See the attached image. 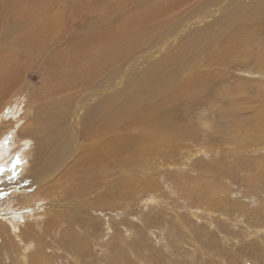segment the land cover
<instances>
[{
  "label": "bare ground",
  "instance_id": "obj_1",
  "mask_svg": "<svg viewBox=\"0 0 264 264\" xmlns=\"http://www.w3.org/2000/svg\"><path fill=\"white\" fill-rule=\"evenodd\" d=\"M30 1L0 0V166L9 149L29 145L37 189L15 205L8 201L26 209L22 213L0 212V264H48V248L75 264H133L125 255L135 264H158L144 256L149 248L142 240L123 244L145 236L173 256L200 260L215 256L218 239L212 240L210 227L220 223L231 230L220 234L225 244L240 243L239 235L264 243V193L255 195L264 189V0ZM40 58L44 71H38L47 77H36L43 81L35 89L21 70ZM239 58L246 62L234 69L250 75L247 64L255 63L259 80L233 86L222 77L219 69L226 76L225 68ZM208 107L227 126L215 130L218 139L204 141L199 131L210 123ZM10 130L16 133L12 144ZM223 146L232 148L227 156ZM133 148L138 151L129 162ZM167 148L180 158L173 170L188 169L171 173L173 179L164 171L154 175L149 165ZM246 152L263 155L248 161L240 155ZM108 166L120 172L105 183L110 177L98 171ZM6 172L0 167L1 175ZM89 173L100 175L95 184L82 182ZM238 174L233 178L244 192L236 200L226 184ZM162 186L183 201L186 219L177 213L172 224L170 212L161 211ZM186 200L195 205L184 206ZM107 214L124 217L111 223ZM66 216L68 228L60 232ZM242 221L241 234L235 228ZM81 225L91 234L103 227V241L113 235L109 239H119V246L112 252L113 240L80 239ZM51 233L69 245L55 241L50 247Z\"/></svg>",
  "mask_w": 264,
  "mask_h": 264
},
{
  "label": "rangeland",
  "instance_id": "obj_2",
  "mask_svg": "<svg viewBox=\"0 0 264 264\" xmlns=\"http://www.w3.org/2000/svg\"><path fill=\"white\" fill-rule=\"evenodd\" d=\"M22 1H23V3H27V4H34V2L30 1V0H25V1L22 0ZM46 2H51L53 4H60V3H62V0L61 1H59V0H46ZM254 42L258 43L257 40H255ZM255 47H257V46H254L253 49L256 50L257 48H255ZM245 62H246L245 59L239 58L236 61H234L233 63H229L228 67L225 68L226 72H227L226 76H224L225 75V71L223 70V68H220L219 70H222L224 72L222 77H230L231 80L229 82L233 86L235 84L241 82V79L246 80L248 83L251 82V79H254L253 77H257V75H258V67H257L258 65H256L255 63L247 64V65H249L247 67L248 71L253 72V74H250V75L247 74V71L246 72H244V71L238 72L237 71L238 69H234L235 63H236V65H238L240 63L245 64ZM40 64H41V58L40 59H36L33 62H31V64H30L31 68H29V66H27L26 69H22L21 70V73L23 75H26V77H28L27 78L28 79L27 83L28 82L32 83L33 84L32 86L35 89H39L40 88V83H41V81H43V78H38L37 79L36 77H47L44 73L41 74V72H39V71H44L43 70V66H41ZM205 69L206 70L209 69L211 71L212 69H215V68L214 67L213 68L206 67ZM254 80H259V79H254ZM254 80H252V81H254ZM263 84H264V82H263ZM249 90L251 91L252 87L248 88L246 91H249ZM226 101L227 100H225V104H226ZM14 105L15 104H13L12 107ZM242 105H249V103L248 104L243 103ZM207 109L209 111V113L207 114V119L209 120L210 123L208 124V127L207 126L206 127H202V130L199 129L200 130L199 133L203 134L201 139L204 140V141L207 140V137H212V136L216 137L215 139H218L220 137V135L217 134L215 132V130L221 128L220 130H221V133H222V130L225 129L226 126H227V124H225L226 119L225 120H221V119H219L217 117H214L210 113L211 112V110H209L210 108L208 107ZM240 111H242V110H240ZM240 117L244 118L243 111H242V114H241ZM214 119H217V120H215L216 123H214ZM194 121L195 120L193 118V122ZM182 122L186 123V121L184 119H182ZM185 123H183V124H185ZM191 124H193V123L191 122ZM16 133H17V129H16ZM16 133H13L12 130H10L8 132V134H11V135H10V139L7 138V140L11 144L16 139ZM197 137L199 138L200 136H197ZM214 145H216V144H214ZM15 146L16 145H14L12 147H15ZM130 148H132V147H130ZM223 148L225 149V151L222 152L223 156L224 155L227 156L228 152H226V150L227 151L228 150H232V148L228 149L229 148L228 146H223ZM29 149H30V146L29 145H24V144H21V145H19L16 148L9 149L7 151L8 155L4 157V159L6 160L5 164L3 163L0 166L1 169H7L8 168V172L3 173L2 175L0 174V205H2V206H0V212L1 213L2 212L9 213V216H11V215L12 216H14V215L17 216L18 214H20V213H22L23 211L26 210V209H20V208L14 206L15 205V201H16V199L18 197L28 195V194H30V193H32V192L37 190V189H35V184H33V181H34L33 177L34 176L31 174V172H29V166H28V165H30V163H29L30 162ZM165 150H167V153L164 156H162L160 158H155L154 157L153 159H150V164H149L150 165V170L153 172L154 175H157L158 173H161L162 171H164V172H167L166 173V178L170 177V178L173 179V176L170 175L171 173H176V175H177V174L182 173L183 171L185 172V171L188 170L186 167L182 168V169L173 170L172 166H174V164L175 165L181 164L180 158L177 157L178 154L176 153L175 149L167 148ZM137 151H138L137 148H133V149H129L128 150V155L130 157L129 162H131V159H133V157L135 156ZM240 155L241 156L244 155L248 159V161H251L252 159L256 158L254 156H262L263 153H261V154H255V153L254 154H248L246 152V153H242ZM12 158H13V161H12ZM229 158H230V161L233 162V158L234 157H230L229 156ZM203 159H205V158H203ZM197 160H199V159H197ZM197 160H194V161H197ZM8 162H10V164ZM7 163H8V166H7ZM183 163L187 164L188 162L184 161ZM129 169L135 170L136 166H129ZM102 171L103 172H99L98 171V173H103V174H101V177L102 176L110 177V179L105 180V183H110L113 180H115V179H113L114 176L116 177L119 174L120 167L114 168V167L108 166L107 170H102ZM177 172H179V173H177ZM150 176H153V175H150ZM235 176L239 177V176H242V174L233 175L232 177H230V180H232V181L234 180L235 182H233L232 186H229L228 184H226V185L228 186V190L232 192L231 194H232L233 198H235L236 200H239V199L243 198L242 194H243L244 191L242 189L241 190L237 189V187L240 188L242 185L240 184V182H237L233 178ZM85 177H84V180L82 181L84 184L85 183H90V182H93L95 184L97 182V179L100 177V175H97V177H96V176H94V175L89 173ZM121 181H122V178L119 179L118 183L119 182L121 183ZM166 187L162 186V190H163L164 194L167 193L166 194L167 196L164 197L162 195L164 198L161 197V198L158 199V200L161 199L159 201L160 204L162 203L161 211L164 210L168 214L170 212L169 220H170V222L172 224L174 223V220L175 221L178 220V218H176L177 213H179V215L182 216L183 219H186L185 218L186 217L185 209L181 210V207H180L181 205H183V201H179V199H176V198H178V196L177 195L176 196L173 195V191H171L172 188H169V187L166 188ZM169 190H170V192H169ZM256 190H257V192L255 193V195H259V192L264 193V189L263 188H261V189L257 188ZM252 193H254V190H252ZM157 195L160 196L161 194L157 193ZM8 201L12 202V203L14 202L13 203L14 205L12 203H8ZM243 202L245 204H249L250 206H253V208L255 206H258V201L256 200V202H255V199H250L248 201L243 199ZM168 203H169V205H168ZM173 204H175V206ZM184 204H185L184 206H186V207H190V206L195 205L193 203L187 202V200L184 201ZM76 205H77L78 210H79L80 206L83 208L82 204H80L79 202H75V206ZM42 208H43V205H42ZM42 208H41V210H43ZM113 209H115V208H113ZM145 210H147V209L144 208V211ZM28 211L29 210H27V212ZM73 211H75V210H73ZM76 212H77V210H76ZM76 214L78 216L81 214L83 217H88L89 216V214L85 213V212H80V213H76ZM91 214L96 216V214H94L92 212H91ZM107 216L105 218L109 219V222L111 221V223L112 222L114 223V218L119 219V218L124 217V216H119L117 218L116 215H113V214H110V215L107 214ZM67 218L69 219L70 216H66L65 218H61V222L63 221V223L61 225L62 229H59L60 232H62L63 230L68 228V222H70L71 218L69 220H67ZM112 218H113V220H112ZM104 219H101V220L104 221ZM242 220H244V218H242ZM180 221H182V220H180ZM184 221L186 222V220H184ZM242 222L243 223H241V224L238 223L240 227H236L235 228L237 233H241L242 234V231H244L242 226H244L245 221H242ZM101 224H103V222H101ZM135 224H137V223H135ZM177 226H179V225H177ZM136 227L137 228L139 227V229H144V227H142L139 224ZM179 227H181V226H179ZM117 228H118L119 231L121 230L120 226H117ZM73 229H75V227ZM139 229H137V230H139ZM178 229H180V228H178ZM227 229H228V224L227 223H226V225H225V223H220V227H217V229H214L213 227H210V231L212 233H213V231L216 232V233L213 234L214 236H213L212 240L216 242V239H218V242H216L217 246L213 250V252H215V256L214 257H212V256L203 257L200 260L191 259L189 257H184V256H180L179 257V255L173 256V250H169V251L167 250L166 251V248H164V249L159 248V245L157 244L156 240L154 238H150L149 236L148 237L145 236L142 239H137V237L136 238L133 237V238H130L128 240L125 239V242H123V244L124 245L127 244L128 241H129V243H131V242L133 243L134 241H135L134 243H136L137 240L138 241L142 240L143 244H145V247L149 248L148 251L144 252V256L145 257H153L155 262H157L158 264H163V262H164V260H166V258H168V259L170 258L169 260H167V262L170 261L171 258H172L171 264H174V263L175 264H243L244 262H245L244 264H264V243L262 241H259V239H261V237L247 238L244 235H239V236H237V238L238 239H242V241L240 243H231V244L230 243H226L225 244L222 241V237H221L220 234L223 233V235H224V234H227V231H228V233H229V231H231V230H227ZM89 230L90 229H88V227H87V229H85L84 226L81 225V227L77 228L76 233L78 232V235H80V239H93L94 238L95 240L97 239L96 241L99 244H101V245H103L102 243H104V242H107L109 240H113V242L110 245V249H111L112 252L115 251L116 250L115 248L119 246V244H117V241H119V239H117V238L116 239H109V237L113 236V235L107 236V238L104 239V241H103L102 237H103L104 231H105L103 227L98 229L97 231H94L95 234H91ZM217 230L219 231V234H218ZM82 231L86 235H84ZM192 231H194V228L192 229ZM52 234H53V236H52ZM88 234H90L91 236H89ZM99 236L100 237L102 236V237L100 238ZM231 236H233V233L231 234ZM50 238H52V239H50ZM59 238L56 236L55 233H51L50 237L47 239L48 240L47 242L50 245V247L54 246V242L55 241L57 243L62 241V242L65 243V245H67V246L69 245L66 242L68 240L62 239L63 237L61 238V236H59ZM170 242L173 244V241L170 240ZM72 246H75V244L74 245L72 244ZM128 246H130V245H128ZM185 248L187 250L191 251V249H189L187 247H185ZM97 249H98V251L100 250L99 248H97ZM127 249H128V247H127ZM67 250L70 251L69 248H67ZM102 250L103 251H102L101 254H105L106 255V254H108V252H110V251H107L105 249H102ZM171 251H172V254L168 253V252H171ZM47 252L49 254V256L47 255V257H49L48 258V260H49L48 264H55V260L56 259L59 260L58 262H60V263L62 262L61 264H75V263H72L71 260H69L70 263L66 262L65 261L66 260L65 259L66 255L64 253H63L64 255L63 254H56V253H53L52 250H49V248L47 249ZM55 252L58 253L57 250ZM100 252H101V250H100ZM101 254H100L99 258H101ZM50 256H52V257H50ZM219 256H221V257H223L225 259L221 261ZM122 258H124L125 261L130 260L131 263H133V264L136 263V261H135L136 259L133 256L125 255ZM81 260L84 261L85 259L82 258ZM93 260L95 261V259H93ZM50 261H52V262H50ZM114 262L115 261L111 260L109 262V264H112ZM91 263H93V261L90 260L89 264H91ZM96 264H99V262L96 261ZM115 264H118V263L116 262ZM165 264H167V263H165Z\"/></svg>",
  "mask_w": 264,
  "mask_h": 264
}]
</instances>
